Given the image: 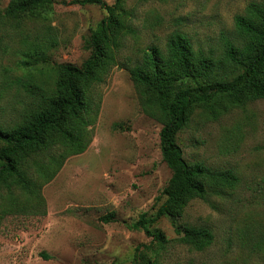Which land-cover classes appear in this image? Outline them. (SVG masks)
Returning a JSON list of instances; mask_svg holds the SVG:
<instances>
[{
    "label": "rangeland",
    "instance_id": "obj_1",
    "mask_svg": "<svg viewBox=\"0 0 264 264\" xmlns=\"http://www.w3.org/2000/svg\"><path fill=\"white\" fill-rule=\"evenodd\" d=\"M250 1L126 0L137 34L126 36L118 63L91 88L101 100L92 142L69 156L37 196L0 190V264H133L137 247L150 243L161 264H264V98L234 106L218 119L197 108L178 134L189 162L233 168L240 177L234 189L193 199L182 217L163 216L153 226L168 239L163 247L145 231L127 227L142 213H156L172 174L160 152L163 124L143 110L129 68L145 47H164L175 31L186 33L196 48L221 53L223 36L234 32L236 13ZM9 2L0 0L4 124L19 121L39 101L18 79L53 90L58 65L82 64L90 55L86 41L107 15L101 4L53 0L45 18L19 25L4 14ZM30 54L37 63H25ZM45 158L31 160L34 176L36 160ZM111 212L115 219L103 221ZM185 224L210 228L213 243L204 250L182 243L177 229Z\"/></svg>",
    "mask_w": 264,
    "mask_h": 264
},
{
    "label": "trees",
    "instance_id": "obj_2",
    "mask_svg": "<svg viewBox=\"0 0 264 264\" xmlns=\"http://www.w3.org/2000/svg\"><path fill=\"white\" fill-rule=\"evenodd\" d=\"M52 2L10 0L4 14L22 25L26 18H45ZM74 2L101 4L107 15L86 41L90 55L82 64L58 65L53 90L18 79L39 101L19 121L0 122V190L20 189L30 197L37 196L40 187L55 176L69 156L88 148L101 105L91 88L104 82L118 63L117 56L126 36L137 34L129 20L132 10L126 7V0H115L113 4L104 0ZM29 59L25 63L38 62L34 54ZM129 71L143 110L163 124L160 152L172 174L157 198L165 197V200L156 213H142L136 221L127 223V227L145 231L163 247L167 237L153 228L163 216L182 217L193 199L206 200L209 194L220 195L240 183L233 168L186 160L178 134L189 124L197 108L208 118L218 119L234 106L264 98V0H252L243 13H236L234 32L223 36L221 53L214 48H196L186 33L175 31L164 47L157 44L145 47ZM44 153L45 159L36 160V177L32 174L31 160ZM114 219V212L102 217L105 222ZM177 232L182 243L196 250H204L214 241L213 231L205 226L185 224ZM133 264H161L156 246L151 243L138 246Z\"/></svg>",
    "mask_w": 264,
    "mask_h": 264
}]
</instances>
